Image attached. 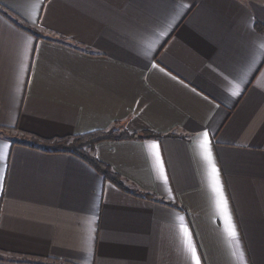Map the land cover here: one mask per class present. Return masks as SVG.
<instances>
[{
	"label": "crops",
	"instance_id": "1",
	"mask_svg": "<svg viewBox=\"0 0 264 264\" xmlns=\"http://www.w3.org/2000/svg\"><path fill=\"white\" fill-rule=\"evenodd\" d=\"M197 261L264 264V0H0V264Z\"/></svg>",
	"mask_w": 264,
	"mask_h": 264
},
{
	"label": "trees",
	"instance_id": "2",
	"mask_svg": "<svg viewBox=\"0 0 264 264\" xmlns=\"http://www.w3.org/2000/svg\"><path fill=\"white\" fill-rule=\"evenodd\" d=\"M156 138H159V136L149 131L139 135L130 134L125 130L114 133V129H110L107 131H95L86 135L72 138L53 140L31 138V142L27 143L30 144L31 147H36L41 151L72 155L101 173L104 179L108 180L111 184L123 191H128L124 183L115 173H113L108 167L102 165L90 155L93 148L96 144L104 141L145 140ZM21 144L27 145L25 141H23ZM131 193L136 197L151 198L149 195L141 194L137 191H132Z\"/></svg>",
	"mask_w": 264,
	"mask_h": 264
},
{
	"label": "snow or ice",
	"instance_id": "3",
	"mask_svg": "<svg viewBox=\"0 0 264 264\" xmlns=\"http://www.w3.org/2000/svg\"><path fill=\"white\" fill-rule=\"evenodd\" d=\"M204 135H205V138H207V133H205ZM231 234H232L233 236H235V232H234V231H233ZM197 264H199V261H197Z\"/></svg>",
	"mask_w": 264,
	"mask_h": 264
},
{
	"label": "rangeland",
	"instance_id": "4",
	"mask_svg": "<svg viewBox=\"0 0 264 264\" xmlns=\"http://www.w3.org/2000/svg\"><path fill=\"white\" fill-rule=\"evenodd\" d=\"M121 130H117L116 128H114V133H117V132H120ZM25 139H27V138H25ZM31 139V138H30ZM29 139V140H30Z\"/></svg>",
	"mask_w": 264,
	"mask_h": 264
}]
</instances>
